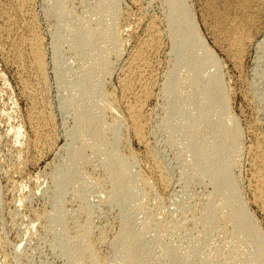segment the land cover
Wrapping results in <instances>:
<instances>
[{"label":"bare ground","instance_id":"6f19581e","mask_svg":"<svg viewBox=\"0 0 264 264\" xmlns=\"http://www.w3.org/2000/svg\"><path fill=\"white\" fill-rule=\"evenodd\" d=\"M7 1L11 2L12 9H16V8L20 9L21 7L25 5L26 2H28L26 0H7ZM54 1L57 4L59 1V6L56 5L57 7L55 9L53 8L49 10V12L52 14V16H54L56 20L53 18L51 19H53L55 22H58L59 17L61 18L64 15H65L64 17H66L67 15L69 24L75 28L73 29L75 30L73 31V33L77 32L78 30L77 33L71 36L72 37L71 39L73 40L75 44V46L73 47H75V49H77V52H78L76 53V56L77 54L80 56L84 55L87 45H89L90 42L92 45L94 44L92 43V41L95 42L94 46L98 44L99 42L104 43V44L103 43L101 44L102 46L98 44L100 46H98L97 48L93 46L94 49H92L93 47L92 48L89 47L91 48V51L93 50L91 53V57H93L92 58L93 62L91 61V64H93V69H94V73L93 72L92 73L89 72V73L90 75L91 74L95 75L96 77V78L94 77L95 80L92 79V77H91V80L87 78L86 80L84 78L85 76L87 77V75H85L86 74L85 71H84L85 74L83 73L85 76L84 77L82 76V78H84L85 80L84 79H76L75 81L71 80V81H74V84L72 87L73 91L75 93L79 92V95L78 96L71 95L73 91L71 93L68 92L69 100L66 101L68 102L66 103L67 106H70L71 104L75 105L77 103L78 107L80 108V107H85L83 104L85 103L88 104V102L90 103L93 100H98V102L96 106L94 105L96 107V110L94 112L90 111L91 109H89V112H88L87 107H86L87 111H82V109L80 110L77 107H76L77 110H73L75 111L73 113L74 114L73 116H74V119L76 120L75 121L76 124H75L73 133L71 135L69 133L70 138L68 139H69V142H71L69 143V145L71 146L69 145L67 146V143L66 145L64 143V147L66 146L68 148L67 157L69 159L67 160H70V164L68 162L69 165L67 164L66 166L65 164L66 167L62 166L64 167L63 169H59L53 175H51L52 176V180H51L52 186L51 187H53V192H54L52 193L54 194V199H53L54 204L52 203L54 206H52V209L54 207L55 208L53 212L51 211V214L49 216H46V217L43 216V219L45 218L47 222L46 225L48 226L50 231H52L53 233V241H54L53 245L55 246V249L59 252V254L65 259L66 264H191L192 259L195 260V264H264V231L263 229L260 228L259 224L257 223L258 221H256V219L254 218L255 216H253L248 211L249 208H248L247 201L240 189V179L238 175L233 174V172H235V169H237L238 166L240 165V159H241L242 151H243L242 149L243 133L237 122L238 118L236 119V117L230 111L229 92L225 86L224 81H222L219 75L222 62L220 63L221 60L219 61L218 59H216L217 57L214 56V53L212 52V50H210L209 48L207 49V47L205 48L203 42L201 41L197 26L194 22L195 20H194V15H193L194 13L192 12L193 10H191L190 4H188L189 2L187 0H162L164 7L166 8V16L164 17L166 19L165 23L167 24L166 25L167 28L166 27L165 28H166L169 40L172 41V49L170 50L173 51L172 54H175L173 56H175L176 58L177 65L175 64L176 67L175 65L174 66L172 65V69L170 68L171 70L167 74V77H166L167 79L164 78L163 76L164 80L165 79L166 80L162 85V88L160 91L161 95L164 97V99H168V96L172 95V99L169 100V102L168 100H165L168 102V103L166 102L168 106H165L163 104L165 106V108L163 107V110L166 109V111L164 110L166 112V114H164L166 115V118H164L162 123L160 122L161 125L160 124L159 125L160 127H162V131H164L163 133H167V135L165 134L167 137L166 139L168 140V143L172 145H173L172 140H171L173 139L172 137L176 138L179 136V135L178 136L176 135L175 131L181 128L180 131L185 137L183 138L186 140L189 148L194 153V160H193L192 168L195 172H197V174L195 173L197 177L194 175L193 177L198 178V174H199L200 177H203L204 179L207 178L208 180L207 179L206 180L212 186V189H211L212 191L209 192L204 199L202 198L203 200L202 199L200 201L198 200L199 202L197 201L196 205L193 204L194 207H192L193 208L192 210L191 208L189 209L190 207L189 205L191 204L188 205L187 204L188 202L186 203V205L189 206L188 212L184 213L185 217H182V219H185V220L187 219L188 221H190V224L194 226V229H193L194 231L188 230V235L190 234V238L189 236L188 238L191 241L188 247H191L192 250H189V254H182L178 252L177 245L176 247H173L174 246V244H172L173 241L171 243L172 247L169 246V243L171 240L169 241L167 245L164 239H165V236L167 239L168 235H165V234L168 233V230L174 233L175 231L177 233H179V231L181 232V230L185 227V226L184 227L182 226L183 222L181 224L179 222L172 223L171 221H175L173 219L170 221L171 224L168 226L164 223L162 224L163 220H160L161 223L159 220H157L159 213H158V216L156 215L157 211L160 212L161 210L160 211L157 210L155 213L152 214L151 211L154 210L153 207L151 211L149 210L146 211L147 206L145 208H143L142 206V209H145V210H144V213L142 214L144 219H143V223H141L142 225H140V228L141 226L142 228L141 229L139 228L140 229L139 233L137 230L138 227H136V233L131 231L132 228L130 229L131 227L130 222L132 221L129 222L130 224L129 225L127 223L128 220L124 216L123 218L124 220L123 219L121 220V221H124L123 225L121 226L122 228L120 229L118 233L115 234V236L111 238L110 241H107L106 237L103 236V232H100L99 230H98L100 232L99 234L96 232L99 235V237L93 240L92 239V236H93L92 234L93 225L92 224L94 223L93 220L95 218L94 217L92 218L90 213L88 214V212H90L88 209L89 202L87 205V201L83 198L85 196V195L83 196L85 192L84 189L86 188H82L83 186L81 187L79 182L78 183H79L80 188L77 186L74 192L73 193L71 192L72 193L71 196H73L75 199L77 198L75 196H78L80 198V199H77V201L81 200V202L79 201L80 205H79L78 212L84 213L86 218L84 222L80 223L81 221L79 222L78 220L75 219L76 218L75 217L74 219L76 220V223L77 222L79 223L77 225H75L76 224L75 223L74 224L75 226L73 225V228H71L70 231H68L69 229L68 226H66L68 228L66 229L65 224L68 221L67 220L68 215H65V214L68 211L65 213L64 212L65 205L62 206V200H63L62 198H64L63 193L65 192V189L67 190V188L70 187L68 185L69 184L68 182H70V179L73 178L72 176H76L75 180L78 179V181H80L79 178L85 174L84 173L81 175V173L84 171L78 174V172L80 171V170L78 171V167L79 165H81V162L83 161V158H82L83 155L85 154L87 156L85 152L86 150L90 151L91 155L90 154L89 155L92 157V159H93V154L94 156L100 153L104 155L102 153L104 152L105 155H107V156L104 155L105 157L103 156L104 158L107 157V159H106V163L104 162V167L103 168L101 167L105 172V178L104 180L102 178L101 179L103 180L104 184L106 183L109 184L110 189H108V191L106 190H103V191L107 192V195L105 196L107 197L106 199H108L110 203L113 202L114 205L121 208L122 212H125V209L127 210V207H130L131 202H133V199L136 198V195L144 194L146 196H149V195L153 196L152 193L156 190L161 192L160 193L157 191V194L158 193L164 194V195L165 193L167 194L166 191H168V188L170 185L169 181H171V179L169 180L167 176L166 170L160 159L161 157L155 153L150 154L149 153L150 151L148 152V144L145 140V138L147 137H145L146 135L145 125L146 124H144L145 123L144 120L146 118L145 114L147 111L144 109V107H146L145 104L148 103L154 97L153 92H154L157 79L155 76L156 74H154V69H153L154 62H152V59L154 58V55L157 53V51H159L158 49L161 46L160 41L162 38L161 37L162 32L159 29L160 27L158 28L156 24L154 23V21L152 20L143 29L141 40L139 39L140 43L138 42L139 45H137V47L134 48L133 52H131V55H129L130 57L128 58L125 66L123 67L121 71L122 75H121V78H119L118 80L120 96L118 99H116L114 98V95H112L111 93H108L103 88V84H105L106 81L101 79V76L103 74L105 75L107 73H110L111 67H113L114 65L113 64L111 66L110 64L111 61L110 62L107 61L110 59L109 57H108L109 59H106L108 52L112 51L114 54H116V57L117 55H119V53H121L120 50L122 49L121 46L123 44V38L121 37L122 30L120 28L122 27L113 26L114 30L111 31V28H110L111 25L110 27L106 26L107 28L109 27L110 29H106L104 28L105 26L102 23L104 27L102 26V24L101 25L99 24V25L102 26L104 29L102 30V32L100 31V29L98 31L96 29L99 28V27L97 28V26L99 25H97L98 21H96L97 19L95 15H98V14L100 15V13H98L99 10H102L101 8L105 9L106 5L104 4L107 3V9L105 10L110 11L111 16H112L111 17L112 20H110V22L112 21L111 22L112 25L113 24L116 25L119 18L121 20V17H122L120 14L121 12L119 11L120 12L119 13L117 10L118 5L116 2H119V0L118 1L108 0V2L105 0V3L97 2L98 4L96 6L94 5L95 6L93 8L94 10L92 9L93 11H89L91 12V14L92 13L95 14L93 16L95 17L96 19L95 21L97 22L96 24L97 26H94L96 27V29H93L94 27L93 28L90 27L91 26L89 25L90 23L88 24L89 20L87 21V19L85 20L84 17L82 19V17L79 18V16L78 17L77 15L75 16V13L73 14L72 12L73 8L69 9V11L67 10L66 2L70 0L68 1L66 0V2L64 3L61 2V0H53V2ZM101 1L104 2V0H101ZM198 2L201 4L200 12L203 15L202 20H201L203 27L207 29L208 33H210V35L213 38L212 40L213 43H215V45L219 49H221L223 53L226 54L229 62L232 64V66L235 69H238V67L241 65L243 59L245 58L247 54L248 49L253 44L257 43L256 45L258 46L264 45V32H263L264 2L263 0H198ZM1 3L3 4L5 2L2 0ZM100 4L104 5L105 8L100 7ZM67 7H69V5ZM7 12L8 11L3 10V12L1 13L0 20L3 21L4 26L2 27L0 26L1 27L0 33L2 30V34H5V37L3 38V36L1 35L2 37L0 40V52L10 53L12 57L11 60L16 65V63H20V62L24 63L23 59L25 57V51L28 50L27 53L28 54L30 53L31 62H30L29 68L28 67L27 68L32 71L33 78H36L35 80L30 78L32 80L29 82H27L28 81L27 79L26 81L21 82L22 94H24V96L30 101V106H29L30 108L28 109L30 116L28 118L27 123L29 127L31 128V131H32L31 133H33V142L28 145L32 150L34 149V151L41 150L43 149V147L45 149L46 148L50 149L53 145V137L51 136L52 121H51L50 114L44 108V105H43L44 103L40 104L38 101L39 100L38 99L39 90L41 88L39 89L37 86L38 85L40 87L42 85L44 86V82L46 80L45 79V76H46L45 58L41 51L42 42H41V39H39V37H37L36 35H31L29 38H26L23 35H18L16 33L18 36L16 38L12 37V33L14 31H17L19 29H22L24 31L25 27L24 26L21 27L20 24L18 23L19 21L14 22V19L10 16L12 12H10V14H7ZM102 13H104L103 10H102ZM105 15H107L106 12H105ZM15 16L17 19V15ZM89 16H88V19H89ZM139 17H142V15ZM63 18H62L63 20L62 23L66 25V22H64L65 20ZM123 20L125 22V18H123L121 21ZM95 21L93 22L96 23ZM107 24L109 25V22ZM71 26H68V27L70 28ZM69 28L67 29L69 30ZM57 38H60V37L57 36ZM58 47H59V44L54 42L53 51H54V62L55 63L54 62L53 63L55 64L54 66H58V65L60 66L59 62L61 61V66H63L62 64L65 62L60 60L58 56L56 55V51H58L57 49H59ZM196 49L198 50L201 49L200 55L195 54ZM88 50L86 53L89 52ZM160 50H161V47H160ZM9 58L10 57H8V59ZM88 58H86V61ZM77 59L79 60L80 58H77ZM81 59L83 58L81 57ZM95 65H96V70L99 73L98 76H97V71L94 68ZM178 66H182L185 69V72L181 76H179L180 74L177 75L178 72H175L176 75L179 77L173 78L172 76V74L174 75L173 69L178 68ZM17 67L19 68V70L23 68L21 67V65ZM54 68L58 70L59 67L58 68L54 67ZM82 68H84V65ZM82 68H81V71H83ZM210 68L213 69V72L211 71L212 73L210 72L207 75L206 73L203 74L204 70H205L204 72H206V69L209 70ZM28 69L26 72H28ZM88 69H90V67L87 68V70L85 69L86 72L91 70V69L90 70ZM59 70L61 71V69ZM66 70L64 72H67ZM69 71L68 73L71 72ZM68 73H65V74L69 76ZM62 74L64 76L63 71H62ZM220 74H221V71H220ZM85 81H88V82H85ZM102 81H105V82L102 83ZM164 99H163V102H164ZM91 105H93V103ZM180 106H181V112L179 116H177V118L173 117V119H176V121L175 123H171L172 121L171 116H173L172 113L174 114V110ZM72 108H74V106ZM178 109L180 111V108ZM83 110L85 109L83 108ZM6 118H7V115H6ZM103 123L105 124L104 125L105 127L103 126ZM14 130L17 131L16 129ZM120 130L121 131L123 130L124 132L129 133L134 140H136L140 145H142L146 149L147 151V153L145 152L146 156L148 154L152 158V163H150L149 165L150 168H148L149 169L148 172L150 173L152 179L149 176L147 177L143 175L144 173L140 174L139 170L141 168L138 170L137 167L139 165H137V159H136L137 157H135L136 156L135 154H132L133 152L128 153L126 155L120 152L121 142H119V140L121 139L118 137ZM86 131H90L89 134H91L90 135L91 143L89 142V144L86 143L87 141L80 142L81 135L83 136V134L87 133ZM13 132L11 131L6 132L4 133L3 137L5 138V141L9 142L10 144L9 150L13 151V153L15 151H18L17 152L18 154L20 152L22 153V150L26 148L23 149L22 146L18 145L15 139L16 135ZM174 134L176 135V137L174 136ZM123 135L124 134L120 136L122 137ZM88 136L87 138H90ZM179 140H177L178 143L181 141ZM180 143H182V141ZM184 143L185 142H183V144ZM179 144L178 146L183 147V144L182 145H179ZM184 145L186 146L187 144H184ZM181 147H179L178 149H180ZM255 147L256 148L253 153L254 155L253 165L254 167L257 168V171L254 174V178L258 182L259 186L262 187L263 189L259 188L257 190V192L254 194V199L256 203L264 204V193L262 191L264 190V145L260 143L256 145ZM173 149H175V147ZM185 149L188 150V148L186 147ZM183 153H179V154H183ZM11 155L13 154L11 153ZM102 155L99 157H102ZM18 156L20 155L16 156L15 154L14 159L16 160V162H18L17 161L19 159ZM191 158H193V156H191ZM92 159L90 158V160ZM180 159L182 158H179V160ZM87 160L90 162L88 158ZM87 160L86 162H88ZM16 164L19 165L18 163ZM101 164H103V162ZM83 165H85V163ZM98 165L99 167L101 166L100 164ZM83 167L84 166H82V168ZM82 168L80 167L79 169H82ZM10 169H11V172L16 173L18 172L19 167L17 166L11 167ZM194 171L193 172L191 171V172L194 173ZM189 175L190 174H188L186 177L191 176ZM88 178H90V176H88ZM82 179L84 181L87 180L84 178ZM90 181L88 182L87 180L88 183H90ZM100 181L101 180H99V182ZM72 182L74 181L72 180ZM87 182L85 181L86 184ZM91 184L98 185V183L97 184L91 183ZM67 185L69 187H67ZM73 185H76V184H71V186ZM84 186L86 187V185ZM87 186L88 188H90L89 187L90 184H87ZM74 188L71 187V189H74ZM91 188L89 189L88 192H90ZM96 188H93L92 191L95 190ZM185 189L187 188H184L183 191H185ZM50 190H52V188ZM106 192L104 193L106 194ZM140 195L138 197H140ZM174 195L176 197V194ZM87 196H88V193H87ZM146 196L144 198H146ZM155 196L157 197V195ZM183 196H184L183 198L186 197V195L184 194ZM170 198H171V195H170ZM172 198H173V195H172ZM179 198L181 199L182 197H178V199ZM187 198H186V201H187ZM106 199H105V202H106ZM148 199L150 200V198ZM140 200L141 199H139V205H138L139 208L141 207L140 204L144 202L146 199H143L142 197L143 201L141 200L142 201L141 203H140ZM149 200L148 202H150ZM160 200L161 199H158L157 201H160ZM157 201H155L156 204L158 203ZM63 202L65 203V201ZM183 202L185 203V199L183 200ZM183 202H181V204ZM179 203L178 204L175 203V204L179 205ZM132 204H134L135 206V201ZM171 204L169 206L173 205ZM99 205L101 204L98 202V206ZM148 205L150 206V204ZM154 207H156L155 204H154ZM158 207L159 206H157L156 209ZM160 207L165 208L164 206H160ZM181 208H184V206ZM142 209H139L138 212H141ZM77 210H78V207H77ZM130 210H131V207L129 211ZM164 210L162 211L164 212ZM185 210H187V207ZM136 214L135 216L138 217V214L137 215ZM140 215L139 217L141 218ZM168 215H170V212ZM171 215L169 217L175 218V214L174 216H171ZM163 216L161 217L163 218ZM65 218H66V222L64 221ZM141 220L139 221L141 222ZM188 221H187V224H188ZM133 223H136V222L133 221ZM185 228H187V226ZM171 232H170V236H172L171 234H173ZM183 232H187V230H184ZM183 232L181 234H183ZM148 233H151V235H149L150 237L147 238V236L145 235ZM194 233H196L197 236H195ZM176 236H178V234ZM179 236H180V233H179ZM215 238L217 239V241L214 240ZM187 243H188V240H187ZM102 244H107L106 246H109L112 249V255L110 257H102L99 255L98 251H100L101 249L100 246Z\"/></svg>","mask_w":264,"mask_h":264},{"label":"rangeland","instance_id":"374dc122","mask_svg":"<svg viewBox=\"0 0 264 264\" xmlns=\"http://www.w3.org/2000/svg\"><path fill=\"white\" fill-rule=\"evenodd\" d=\"M1 1L2 0H0V7H1L0 8V19H1V13L3 12V10L8 11L9 13L7 12V14H10V12H12L10 14V16L14 19V22L19 21L18 23L20 24V26L25 27L24 31L22 29L14 31L13 32L14 34L12 33V37L16 38L18 35H23L24 37L29 38L31 35H36L37 37H39V39H41V42H42L41 51L44 55L45 64H46V66H45L46 67V76H45L46 80L44 82V86L43 85L41 87L39 85L37 86L39 89L41 88L39 90V96H38L39 100L38 101L40 104L44 103L43 105H44L45 110L50 114L51 121H52L51 136L53 137V145L54 146L52 145V147L50 149H48V148L45 149L43 147V149H41V150L34 151V149L32 150L28 145V144H31L33 142V133H31L32 132L31 128L29 127V125L27 123L28 118L30 116L29 111H28V109L30 108L29 107L30 101L24 96V94H22L21 82L26 81V79L28 80L27 82L31 81L32 79L33 80L36 79V78H33L32 71L30 69H28L30 62H31L30 61V53L29 54L27 53L28 50L25 51V57L23 59L24 63L20 62V63H16V65H15L11 60L12 57H11L10 53H8V52L7 53H1L0 52L1 53L0 54V56H1L0 57V82H1L0 83V166H1L0 167V176H1L0 177V264H66L65 259L59 254V252L55 249V246L53 245V243H54L53 233H52V231H50V229L46 225L47 222H46L45 218L43 219V216L44 217L49 216L51 214V211L53 212V210L55 208L54 207L52 209V206H54L53 205L54 204L53 203L54 194H52V193H54V192H53V187H51L52 186V181H51L52 176L51 175H53L57 170L63 169L64 167H66L68 162L70 164V160H67V159H69L67 157L68 156L67 155L68 148L66 146L64 147V143H65V145L67 143V146L69 145V143H71V142H69L68 138H70V135L73 133L74 127L76 124V122H75L76 120L74 119V116H73L74 115L73 113L75 111H73V110H77V108H79V107H78L77 103L75 105L71 104L72 107L74 106L75 109L72 108L71 105L67 106L66 103H68V102H66V101L69 100L68 92L71 93L73 91L72 87H73L74 81L76 79H84V78L86 79L87 78V79L91 80V77H92V79L95 80V78H96L95 75L94 74L90 75V73H92V72L94 73L93 64H91V61L93 58V57H91V53L93 51V50L91 51V48L94 46L95 42L92 41V43H94L93 45L90 42L89 45H91V46L87 45L84 55L80 56L77 54V56H76V53H78V52H77V49H75V47H73V46H75V44H74L73 40L71 39L72 38L71 36L74 35L75 33H77L78 30L76 29L77 32L73 33V31H75L73 29H75V28L69 24L67 15H66V17H64L65 16L64 15L63 16L64 18L59 17L60 22L59 21L55 22L53 20V19H55L54 16H52V14L49 12V10H51L53 8L55 9L57 7L56 5L59 6V1L57 4L55 1L53 2V0H26L28 2H26L25 5L23 7H21L20 9L19 8L12 9L10 1L3 0L5 2L3 4L1 3ZM106 1L108 2V0H106ZM158 1L157 0H155V1L154 0H133V1L132 0H119V2H116L118 5V6L116 5L118 7L117 10H118V12L119 11L121 12V13L119 12L122 16L121 20L123 18H125V22H124V20L121 21L119 18V20L117 22L118 25H117V23H116V25L115 24L112 25V23H111L112 21L110 22V20H112L111 19V17H112L111 13H110V11L105 10V9H107V3L104 4V5H106V8L104 5L100 4V7L105 8V9L101 8L104 13H102V10H99V12H98V13H100V15L102 14L101 15L102 17L98 13L97 14L99 16L95 15L94 13L91 14V12H89V11L94 10L93 8L98 4L97 2L105 3V0H104V2L101 0H99V1L98 0H70V1H68L69 4H68V2H66V0H61V2H63V3L66 2V8L68 11H69V9L73 8L72 12H73V14L75 13V16L77 15V17L79 16V18L82 17V19H83V17H84L85 20L86 19H87V21L89 20L88 24L90 23L89 25H91L90 27H92V28L94 26L99 25V24L101 25L102 23L105 26L104 27L102 24V26L104 28H106V29L111 28V31L114 30L113 26L123 28V29L120 28L122 30L121 37L123 38V44L121 46L122 49L120 50V52L122 54L119 53V55H117V57H116V54H114L112 51H111L112 53L110 51L108 52L106 59L110 58L111 60L109 59L107 61L108 62L111 61L110 62L111 66L113 64L114 65H113V67H111L110 73H107L108 75L103 74L101 76V79L106 81V82L102 81V83L105 82V84H103V88L108 93H111L112 95H114V98H116V99H118L120 96V90L118 87V80H119V78H121V75H122L121 71H122L123 67L125 66L128 58L130 57L129 55H131V52H133L134 48L137 47V45H139L141 37H142L143 29L152 20L154 21V23L156 24V26L158 28L160 27L159 29L162 32V35H161L162 38L160 41L161 50L159 47V49H158L159 51H157V53L154 55V58L152 59V62H154V67H153L154 74H156L155 76H156L157 80H156V84H155V88H154V92H153L154 97L152 96L153 98L148 103H146L145 104L146 107H144V109L147 111V112L145 111L146 112V114H145V117H146L145 120L146 121L144 120V122H145L144 124H146L145 125V129H146L145 137H147V138H145V140L148 144V152L150 151L149 152L150 154L155 153L161 157L160 159H161V162H162V164L166 170L167 176H168L169 180L171 179V181H169L170 185H169L168 191H166L167 194L166 193H165V195L160 194L161 192L155 189L156 191H154L152 193L153 196L149 195L150 197L146 196L144 194H141V195L139 194L140 197H138L139 195H136V198L134 197L135 199H133V202L135 201V206H134V204H132L133 202H131L132 206L129 204L131 207V210L129 211L130 207H127V210L125 209V212H122L121 208L114 205L113 202L110 203V201L108 199H106L107 197H105L107 195L106 191H108V189H110L109 184L105 182L108 186L107 187L106 184H104V182H103V180L105 178V172L102 168L104 167V162L106 163V159H107V157L106 158H104V157L107 155H105L104 152H102V153L105 156L102 155L101 153L96 154L95 156L93 154V159H95V160H93L92 157L90 156L91 155L90 151L86 150L85 152H86L87 156L84 154L82 157L83 161L81 162V165L84 167L82 168V166L79 165L78 171L79 170L80 171L78 172V174H80V172L84 171L81 173V175L85 173L84 175H86V176L82 175L81 177L84 179H87L88 182L90 180L92 181V182L90 181V183H88L87 180H85L87 182V184H90V186H89L90 188L91 187H93V188L97 187L98 189L96 188L95 190L92 191L93 188H91V190H90V192L92 191L91 192L92 194H91L90 192H88L90 188H88L87 184L85 183V181L81 177L79 178L80 181H78V179L75 180L76 176L71 175L73 178H71L70 182H68L69 183L68 185L70 187L68 185H67V187H69V188L65 187V188H67L68 192L65 189V192L63 193L64 198H62L63 199L62 200V206L65 205L64 206L65 208L63 207L65 209L64 210L65 213L67 211L69 212V213L67 212L68 214L67 213L65 214V215H68V217H69L68 218L67 216H65V217H67L68 221L66 222V218L64 221L66 222L65 227L68 226V228H69L68 229L66 227V229H68V231H70V229L73 228V225L76 223V220H78L79 222L81 221L80 223H82L85 221V218H86L84 213L78 212L79 211V205H80L79 201L81 202V200L77 201V199H80V198L78 196H75V197H77L75 199L73 196H71V194L74 192V190L76 189L77 186L79 187V183H80L81 187L83 186L82 188H86V189L88 188L87 190L84 189L85 192H84L83 196L84 195L85 196L84 197L82 196V197L87 201V205L89 202L88 209L90 212H88V214L90 213L92 218L93 217L95 218L93 220L94 223L92 224L94 226V227L92 226V234H93L92 239L93 240L97 239L99 237L98 234L100 232H103V236L106 237L107 241H110L111 238L113 236H115V234L120 231V229L122 228L121 226L123 225V222H124L121 220L124 218V216L128 220V222H127L128 224L130 221H132V222H130L131 223L130 229L132 228L131 231L136 233V227H138L137 230L139 233L140 229L142 228V226L140 228V225H142L141 223H143V219H144L142 214L144 213L145 209H142V206H143V208H145L147 206L146 211L147 210L151 211V209L153 207L154 210L151 211L152 214L155 213L157 210H159V211L161 210L160 212L157 211L156 215L158 216V213H159L157 220H159V221L160 220H163V221L166 220L167 221V222L162 221V224L164 223L168 226L171 224V222L172 223H175V222L178 223L179 222L180 224L183 222L182 226L183 227L187 226V228H185V227L183 228L184 230H187V232H183L184 231L183 229L181 230V232L179 231L181 237L179 236V233H177L176 231L174 233V232H171L170 230H168V233L165 234V235H168L167 239H166V236L164 239L166 244L168 245L169 241L171 240L169 243V246L172 247V244H174L173 247H176V245H177V249H178L179 253L189 254V250H192V249H191V247H188L191 243V241L189 239L190 234L188 235V230L192 231L194 229V226H192L190 224V221H188L186 219L188 221V224H187V221L185 219H182V217H185L184 213L188 212L189 206H190L189 209L191 208V210H192L193 209L192 207H194L193 204L196 205L198 200L200 201L202 198L204 199L206 197V195L212 191L211 190L212 186L208 183V181H207L208 179L206 177L205 178L207 180L204 179L203 177H200V175L198 174V178H196L197 172H195L192 168L193 160H194V153L189 148L188 143L184 139L185 137L183 136V134L180 131L181 128L179 130L177 129L176 130L177 132L175 131L177 136L178 135L180 136V134H181V136L176 137L175 134H174V136L177 138V140L180 139L182 141V143H180L181 141L179 140L180 141L179 142L180 144H179L178 141L176 140V138L172 137L173 138V139H171L172 143H173V145H172V144L168 143V140L166 139L167 133H163L164 131H162V127H160L162 121L164 120V118H166V115H164V114H166V112H165L166 109H164L165 110L164 111L163 107L165 108V106H168L167 103L169 102V100L172 99V95L168 96V99H164V97L161 95L160 91H161L163 83L167 79L166 78L167 74L172 69V65L174 66L176 64V58H175V56H173L175 54H172L173 51L170 50V49H172V41L169 40V37L167 35V31H166V28H167L166 25L167 24L165 23L166 19L164 17V16H166V8L164 7L162 0H160L159 2ZM187 1L189 2L188 4H190L191 10H193L192 12L194 13L193 14L194 20H195L194 22L197 26L201 41L203 42L205 48L207 47V49L209 48L210 50H212V52L214 53V56L217 57L216 59H218L219 61L221 60L220 63L222 62L221 63V69H220L221 74L219 71V75H220L222 81H224L225 86L229 92L230 111L236 117V119L238 118L237 122H238V124L242 130V133H243V137H242V142H243L242 143V149H243V151H242V156L240 159V165L238 166L237 169H235V172H233V174L238 175V177L240 179V189H241V192L243 193V195L247 201L248 208H249L248 211L253 216H255L254 218L256 219V221H258L257 223L259 224L260 228L263 229V231H264V214H263L264 204L260 203L262 205L261 206L259 203H256V201L254 199V194L257 192V190L259 188L260 189H263V188L259 186L258 182L254 178V174L256 173L257 168L254 167V165H253V156H254L253 153H254V150L256 148L255 146L260 144V143H262L264 145V45L258 46V45H256L257 43L253 44L248 49L247 54H246L245 58L243 59L241 65L238 67V69H235L232 66V64L229 62L226 54L223 53V51L221 49H219L215 45V43H213V41H212L213 38L210 35V33H208L207 29H205L203 27L202 22H201L203 15L200 12L201 4L198 2V0H187ZM149 2H151V3H149ZM263 2H264V0H263ZM68 5H69V7H67ZM70 6H71V8H70ZM8 7H9V9H8ZM84 10H86V11H84ZM105 12L107 15H105ZM15 15H17L18 20L16 19ZM93 15H95L97 20L95 19V17ZM141 15H142V17H139ZM85 16H87V17H85ZM88 16H89V19H88ZM108 16L110 19L108 18ZM51 18H53V19H51ZM62 18L65 20L64 22H66V25L64 23H62L63 22ZM65 18H67V19H65ZM91 18L94 20H92ZM95 20L98 21V24ZM105 20H106V22H105ZM107 20L109 22V25L107 24L108 23ZM93 21H95L96 23H94ZM99 21H100V23H99ZM67 22H68V24H67ZM31 23H33V24H31ZM59 23L61 24V26ZM2 24H3V21L0 20V26L1 27L4 26V24L3 25ZM120 24H122V25H120ZM63 25H65V26H63ZM67 25L71 26V27L69 28ZM100 25L97 26V28L99 27L98 29H96V27H94L93 29H96L98 31L100 29V31L102 32V30L104 28ZM110 25H111V27H110ZM66 26H67V28H69V30L71 28L72 29L69 31L66 28ZM106 26H109L110 28L109 27L107 28ZM101 27H102V29H101ZM65 29H66V31H65ZM18 31H20V32H18ZM71 31H72V33H71ZM263 32H264V25H263ZM1 35L3 36V38L5 37V34H2V30L0 33V40L2 37ZM13 35H15V36H13ZM57 36L60 38H57ZM61 37H62V39H61ZM54 42L59 44V47H58L59 49H57L58 51H56V55L58 56V58L60 60L65 62V63L62 62L63 66H61V61L59 62L60 66L59 65L54 66L55 65L54 64L55 63L54 62V51H53L54 50V48H53ZM59 42H61V43H59ZM102 43L99 42L98 44L101 45ZM98 44H96L94 47L97 48L98 46H100ZM89 47H91V48H89ZM94 47L92 49H94ZM87 50L90 52V53L88 52L89 54L86 53ZM197 50L198 49H196L195 50L196 53L195 52L194 53L196 55L197 54L200 55L201 49H199L200 51L199 50L197 51ZM170 52H171V54H170ZM5 55H6V57H5ZM85 55H86V57H85ZM8 57H10V58L8 59ZM81 57L84 60L81 59ZM77 58H80L79 59L80 62ZM86 58H88L90 61L88 59L86 61ZM88 62H90V63H88ZM18 64L21 65V67H23L22 69H20L21 71L17 67V66H19ZM79 65H80V67H79ZM83 65H84V68H82ZM176 65H175V67H176ZM66 66H67V68H66ZM54 67H57V68L59 67V68L57 70ZM89 67L91 70L88 69L90 71H87L88 72L87 73L86 70ZM26 68L28 69V72H26L27 71ZM81 68L83 71H81ZM94 68L96 70V65ZM59 69H61V71ZM210 69L209 70L206 69V72H204L205 71L204 70L203 74L206 73V75H207L211 71L213 72V69L212 68H210ZM65 70L67 72H64ZM173 70H174L173 71L174 75L172 74L173 78L174 77L178 78L179 76L183 75L185 72V69L182 66H178V68L173 69ZM62 71L64 73V76L62 74ZM68 71L70 73H68ZM84 71L86 74L84 73ZM175 72H178L177 75H179V74L180 75L177 76ZM21 73H23V74H21ZM65 73H68L69 76H67V74H65ZM83 73L85 75H87V77ZM98 74L99 73L97 71V76H98ZM82 76L83 77L85 76V77L82 78ZM88 76H89V78H88ZM104 76H105V78H104ZM163 76H164V78H166L165 80H164ZM79 77H81V78H79ZM30 78H32V79H30ZM71 80H74V81H71ZM94 80H92V81H94ZM85 82H88V81H85ZM71 95L78 96L79 92L75 93L73 91L71 93ZM162 98L164 99V102H163ZM165 98H167V97H165ZM165 100H168V102ZM94 101H96V102H94ZM97 102H98V100H93L90 103L88 102V104L85 103V104H83L85 107H80L79 109L80 110L82 109V111H87L86 110V107H87L88 112H89V109H91L90 111L94 112L96 110L95 106H96ZM92 103H93V105H91ZM83 108L85 110H83ZM178 108H180V111ZM178 108H176L177 110L176 109L174 110V114L172 113L173 116H171V118H172L171 123H175L176 119H173V117L177 118V116H179V114L181 112V106ZM6 115H7V118H6ZM104 125L105 124L103 123V126ZM14 129H16L17 131H15ZM9 131L13 132L16 135L15 139H16L18 145L22 146L23 149L26 148V149L22 150V153L20 152L18 154L17 153L18 151H15L13 153V151L9 150L10 144H9V142H6L5 138L3 137L4 133L9 132ZM86 132L87 133L83 134V136L81 135V139H80L81 141L80 142L87 141L86 143L89 144V142L91 140V136H90L91 134H89L90 131H86ZM119 132L120 133L118 134V137L121 139V140H119V138H118L119 142H121L120 143V152L122 154H125V155L133 152L132 154H135L136 155L135 157H137L136 158L137 159V165H139L137 167L138 170L141 168L139 170L140 174L144 173L143 175H145L147 177L149 176L152 179L150 173L148 172V170H149L148 168H150L149 165H150V163H152V158L148 154L146 156V153H147L146 149L142 145H140L136 140H134L129 133H126L123 130L122 131L120 130ZM69 133H70V135H69ZM88 134H89V136H88ZM122 134H124L123 135L124 137L120 136ZM86 135L90 138H87ZM18 140H19V142H18ZM176 142H177V144H176ZM183 142H185L184 144H187V145L185 146L183 144ZM178 144L179 145L183 144V147L178 146ZM171 145L172 146L175 145L174 146L175 149H173L174 147H172ZM69 146H71V145H69ZM179 147H181L180 149H182V150L178 149ZM185 147L188 148V150L185 149ZM151 151H152V153H151ZM183 151H184L185 155H184ZM188 151H189V153H188ZM11 153L13 155H11ZM179 153H183V154H179ZM15 154H16V156L20 155V156H18V158H19L17 160L18 162H16V160L14 159ZM101 155H102V157H99ZM190 155L193 156V158H191ZM97 156L99 159L97 158ZM183 156H184V158H183ZM250 157L252 158V160ZM85 158H86V160H87V158L89 160L91 158L92 160H90V162L87 160L88 162H86ZM146 158H147V160H146ZM148 158L150 161L148 160ZM179 158H182L183 160L182 159L179 160ZM83 162L85 163V165H83L84 164ZM93 162H95V163H93ZM102 162H103V164H101ZM16 163H18L20 166L17 165ZM65 164H66V166H65ZM98 164H100L101 166L99 167ZM13 165H15V166H13ZM16 166L19 167L18 172H16V173L11 172L10 168L16 167ZM62 166H64V167H62ZM80 167L83 170L79 169ZM190 170L192 172L194 171V173H192ZM3 171H4V173H3ZM5 172H7V173H5ZM188 174H190L191 176L189 175L190 177H186ZM8 175H10V176H8ZM87 175L90 176L91 179L88 178ZM193 175L196 177H193ZM85 177H87V178H85ZM72 180L74 182H72ZM99 180H101L102 182L100 181L101 182L100 183ZM75 181L77 183L78 182L79 183L77 184ZM91 183H93V184L98 183V185H92ZM71 184H76V185L71 186ZM83 184L86 185V187ZM49 187H51L52 190H50L51 188H49ZM71 187L72 188L75 187V188L71 189ZM183 187L187 188V189H185L186 192L183 191L184 190ZM101 189H102V191H101ZM254 189H256V190H254ZM103 190H106V191H103ZM157 191L160 193L157 194ZM262 191L264 193V190H262ZM104 192H106V194ZM87 193H88V196H87ZM159 194L161 195V197ZM174 194H176V197ZM183 194L186 195L185 198H183L184 197ZM73 195H75V194H73ZM155 195H157V197ZM170 195H171V198H170ZM172 195H173V198L175 200L172 198ZM68 196H69V198H68ZM145 196H146V198H144ZM177 196L182 197V198L178 199ZM251 196L253 197V199ZM137 197L141 200H142V197H143V199H146L144 202H142L143 200L142 201L140 200V203L142 202L140 204V206H141L140 208L138 207L139 199ZM147 197L150 198V200ZM158 197H160V198H158ZM187 197H189V198H187ZM193 197H195V198H193ZM156 198L161 199L160 201L161 202L163 201L164 203L162 202V204H161V202L157 201L158 199H156ZM186 198H187V201H186ZM105 199H106V202H105ZM184 199H185V203L183 202ZM72 200H74V201H72ZM148 200L150 202H148ZM173 200L176 202H174ZM18 201H19V203H18ZM63 201H65V203ZM75 201L77 204L75 203ZM155 201H157L158 203L156 204ZM21 202H23V203H21ZM69 202H71V203H69ZM98 202L101 205L98 206ZM167 202H169V203H167ZM170 202L171 203L173 202L172 203L173 205ZM181 202H183L182 203L183 205L181 204ZM175 203H177V204L179 203V205H177ZM186 203L188 205L189 204H191V205L187 206ZM148 204H150V206ZM154 204L156 207L157 206H159V207L164 206L165 208H163V207L159 208L158 207L156 209V207H154ZM159 204H161V205H159ZM170 204L172 206H169ZM151 205H153V206H151ZM73 206H74V208H73ZM76 206L78 207V210H77ZM183 206H184V208H181ZM185 206L187 207V210H185L186 209ZM137 207H138V209H137ZM170 207H172V208H170ZM139 209H142L141 212H138ZM177 209H178V211H177ZM162 210H164V212ZM166 210H167V212H166ZM171 211H173V212H171ZM127 212H128V214H127ZM136 212L138 214V217L135 216ZM169 212H170V215L172 214L171 216H174V214H175V218L169 217L170 216V215H168ZM140 213H141V215H140ZM139 215L141 216V218L139 217ZM41 216H42V218H41ZM161 216H163V218ZM70 217H71V219H70ZM72 219H74V220H72ZM118 219H119V221H118ZM133 219H135V220H133ZM173 219L175 221H171ZM139 220H141V222ZM168 220H169V222H168ZM133 221L136 223H133ZM79 222H77L75 225H77ZM138 222H140V223H138ZM44 223H45V225H44ZM160 223H161V221H160ZM133 226H135V227H133ZM170 232L173 233V234H171L172 236H170ZM182 232H183V234H181ZM176 233L178 234V236H176L177 235ZM149 235H151V233H148L145 236H147V238H148V237H150ZM194 235L197 236L196 233H194ZM188 236H189V238H188ZM187 240H188V243H187ZM214 240L217 241L216 238ZM172 241H173V243H172ZM106 245L107 244H102L100 246L101 247L100 251H98L99 255L102 257H110L112 255V249ZM178 246H180V247H178ZM191 264H195L194 259L191 260Z\"/></svg>","mask_w":264,"mask_h":264}]
</instances>
